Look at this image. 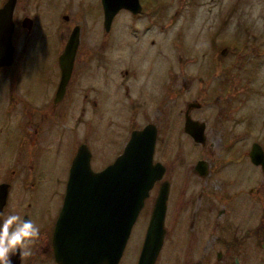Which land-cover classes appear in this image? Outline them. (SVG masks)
<instances>
[{"label":"rangeland","instance_id":"obj_1","mask_svg":"<svg viewBox=\"0 0 264 264\" xmlns=\"http://www.w3.org/2000/svg\"><path fill=\"white\" fill-rule=\"evenodd\" d=\"M98 3L99 0H19L18 17L24 8L30 15L37 13L39 20H45L44 17L49 20L46 14L51 8L65 13H69L72 8L77 15L83 9H88L95 15L101 13L97 9ZM140 3L145 8L138 13L121 9L115 15L112 32L110 30L105 33L102 25L101 38L103 43L104 40L110 43V48H106L111 58L107 57L106 63L100 62L99 67L92 66L86 71L90 78L94 74L96 78L93 81L87 79L79 87L80 98L85 91L87 94L85 108L81 109L77 101L67 112L65 123L68 147L72 150L81 142L82 128L93 138L94 129L97 127L102 136L103 150L106 152L101 154L93 140V146L90 143L89 145L93 148L92 167L99 169L121 153L135 126H143L150 121L165 128V124L173 118L181 126L184 116L180 109L184 111L189 100H194V103L201 102L203 106L195 110L194 117L207 122L205 143L209 148H201L200 144L196 146L192 140L190 143L185 136H179L164 144L160 140L158 143L156 141L154 158L165 162L169 152L173 155L174 161L170 166H174L178 176L177 192L183 181L179 179V175L186 174L189 164L195 163L200 157H206L207 150L215 152L216 157L221 155V160L226 164L228 180L235 181L233 177L238 179L235 181L238 184H234L235 194L242 199L240 201L247 204L245 207L240 201H235L245 212L244 224L248 226L256 223L253 220L254 214H261L264 218V177L253 166L248 152L253 142L261 144L264 150V26L257 25L252 13L259 6V19L264 20V0H140ZM233 25L235 30L230 31ZM98 42L97 35L95 43ZM22 44L23 41L18 44L19 52L22 51ZM224 49L226 52L222 54ZM31 52L32 50L28 52L29 55ZM104 52L106 49L102 53ZM33 58L34 55L28 59L22 56L19 67L29 68ZM153 65L155 68L149 70ZM134 69L139 71V77H134ZM96 71H100L99 76ZM157 74L166 77L164 82L158 81V77L155 78ZM160 83L166 85L161 93ZM98 85L100 88L97 90L101 92L102 99L100 107L97 108L92 100H100L97 96L99 93L94 89ZM173 86L179 90L178 96L172 94ZM140 88L149 92V99H144L146 102L141 100L143 98L139 95ZM160 99L165 105L157 118ZM220 107L227 108L226 120L218 119L217 112ZM98 112L101 113L100 117L97 116ZM25 116V105L20 103L18 123ZM221 122L223 140L222 132L212 129L208 133L213 126L221 128ZM27 140H20L18 145V152L25 146L23 161L29 159L32 150L35 151V156L41 148L37 145L33 148V143ZM45 154L46 162L50 161L51 165L56 166L60 174V184L57 181L55 187L49 188L55 212L60 196L65 192L61 180L66 176L65 171L69 166L67 159L72 157V152L58 155L52 147ZM191 183L192 192L198 190L194 179ZM257 187L260 188L259 195L256 193ZM251 188L252 193L249 192ZM157 189L158 182L134 224L119 264L137 263ZM189 195L187 192L185 197L188 198ZM170 237L174 235H169L168 239ZM263 238L264 235L257 241L256 236H247L246 245L249 248L245 255L253 256L252 260L264 264V250L260 246ZM173 245L170 238L162 247L155 264H194L198 260L199 250L195 249L196 254H192L190 250L173 252ZM250 257L247 259L250 260Z\"/></svg>","mask_w":264,"mask_h":264},{"label":"flooded vegetation","instance_id":"obj_2","mask_svg":"<svg viewBox=\"0 0 264 264\" xmlns=\"http://www.w3.org/2000/svg\"><path fill=\"white\" fill-rule=\"evenodd\" d=\"M18 1L13 12V60L10 65L0 66V222L8 215H19L22 219H31L40 228L39 237L28 244L27 251H30L31 254L21 256L19 252L13 253L10 257L11 264H58L54 256L53 233L65 192L60 196L56 211L53 212L54 203L51 201L49 188L55 187L57 181L60 184V174L56 166L51 165L50 161L46 162L45 152H50L52 147L55 148L58 155L72 152V157L67 159L69 166L65 171L66 176L64 180H61L64 191L66 190L72 161L80 145H87L91 153L90 162L93 158V148L91 149L93 141L95 146L100 148L101 154L106 152L103 150L102 136L99 134L97 127L94 129L93 138L91 135H87L85 128H82L83 139L70 150L69 144H67V126L65 122L68 110L77 101H79L81 109L85 108L84 103L87 94L85 91L83 97L80 98L79 87H82L87 79L93 81L96 78L95 74L93 78H90L86 71L92 66L94 68L99 67L100 62L106 63L107 57L111 58L110 52L107 50V48H110V43L107 40H104L103 43L100 33L102 32V25L105 33H109L113 20L110 27L106 29L102 0H99L97 4V9H100L101 13L93 15L92 11L89 12L88 9H83L77 15V12H73L72 8V12L69 13L51 8L49 9L50 12L48 11V14H46L49 20L46 17H44L45 20H39L37 13L30 15L25 8L18 17ZM5 2L6 0L1 1L0 7ZM144 8L142 6V9ZM26 17L32 18L29 25L28 23L25 25L22 23V20ZM76 28L77 30H75ZM74 30L79 34V42L73 59V67L66 85L60 88L62 81L60 56L64 52ZM97 35L99 36V42L96 44ZM109 39L112 42L111 37ZM22 41L21 53L18 44ZM104 49H106V52L102 53ZM30 50L32 52L29 55ZM32 55H34V58L30 62L29 68H20L22 56L28 59ZM154 68L153 65L149 70ZM96 72L99 76L100 71ZM133 75L139 77L140 73L134 69ZM156 77H158V81L163 82L166 78L158 74ZM199 79H202V77H199ZM98 88H100L99 85L98 87L95 86L94 89L99 93L97 96L100 97V100H96L97 104L96 101L92 100V104L97 105V108L100 107L102 99L101 92L97 90ZM165 88V83L159 84L160 93ZM140 89L139 95L143 98L141 99L139 96L140 99L142 101L149 99V92L147 93L143 88ZM171 92L174 96L180 94L175 86H173ZM77 93L78 98H76ZM19 95L22 100H20ZM135 98L137 99V97ZM191 102L194 103V100L186 102L184 111H182V108L180 109L181 114L184 116L183 122H181L183 125L178 126L177 120L174 118L165 124V128L163 126L158 127L154 122L148 121L143 126H135L131 133L133 130L142 129L147 124L152 123L156 128L157 143L160 140L164 144L169 139L173 141L179 136H185L188 139L187 141L192 140L198 146L200 143L195 142L193 137L185 130L187 106ZM20 103L25 105L26 116L18 123V105ZM160 103H162L161 99L159 100L160 107L157 118L165 105V102ZM195 104H198V106L192 107L188 114L192 119L204 123V135L207 140V122L194 117L195 110L202 108L203 105L198 101ZM226 109V107L219 108L217 112L219 120L227 119L228 111ZM80 114H82L81 110ZM97 114H99L97 116H101L100 112ZM80 122L82 123L81 120ZM20 123L24 126H21ZM222 124L223 122L219 124L221 128L211 127L208 133L210 134L212 129L216 132H222L221 139L223 140ZM25 138L33 143V148L34 145L41 148L38 149L39 151L35 156H33L35 151L32 150L29 153V159L23 161L25 146L19 149L18 152V145L20 140ZM200 145L201 148H209L206 143ZM172 157L173 155L169 152L165 162L154 158V161H160L164 165L165 172L162 179L168 180L170 184L165 216L166 234L163 246L171 238L174 242L173 252L182 253L190 250L192 254H196L195 249L199 250V258L194 264H263L261 261L252 260L253 256L250 257L245 254L249 248L246 245L247 236H256L257 240L264 235V218L261 214H254L253 220L256 223L248 226L244 224L245 217L243 216L245 212L238 205L239 203L236 205L235 202L236 200L238 202L242 200L239 199L234 190L235 181H238V179L233 177L235 181L228 180L226 164L221 160V155L216 157L215 152L207 150L206 157H200L195 163L189 164L186 174L184 176H181L182 173L179 175V179L181 178L183 181L178 186L177 192L176 185L179 180L176 179L178 176L174 166H170V163L174 161ZM113 161L99 169L92 168L98 171ZM199 161H204V163L198 165ZM253 166L264 177L262 167L255 164ZM242 167L246 170L245 165ZM192 179H194V183L198 184V190L194 192H192ZM252 191V188L249 189L250 193ZM187 192L190 193L188 198L185 197ZM256 193L259 195V187L256 188ZM240 204L247 207V204L242 201H240ZM169 235H174V237L168 239ZM260 246L264 250V238L260 242ZM247 257H250V260Z\"/></svg>","mask_w":264,"mask_h":264},{"label":"water","instance_id":"obj_3","mask_svg":"<svg viewBox=\"0 0 264 264\" xmlns=\"http://www.w3.org/2000/svg\"><path fill=\"white\" fill-rule=\"evenodd\" d=\"M17 0H6L0 7V66L13 60V12ZM106 29L121 9L133 13L142 10L139 0H102ZM32 21L26 17L24 25ZM77 30V28L75 29ZM73 31L60 56L61 87L69 79L79 34ZM226 52L223 50L222 54ZM62 90V89H60ZM187 106L185 130L195 142L205 144L204 123L194 120ZM156 128L150 123L133 130L122 152L112 163L95 171L86 144L79 146L72 161L64 200L53 233L54 256L58 264H119L131 236L134 224L146 205L155 183L149 222L136 264H155L166 234L165 216L170 184L163 180L165 167L154 161ZM253 164L264 172V150L253 142L249 150ZM204 161H199L198 165Z\"/></svg>","mask_w":264,"mask_h":264},{"label":"clouds","instance_id":"obj_4","mask_svg":"<svg viewBox=\"0 0 264 264\" xmlns=\"http://www.w3.org/2000/svg\"><path fill=\"white\" fill-rule=\"evenodd\" d=\"M259 6L253 10L252 18L258 26H264L259 19ZM235 27L230 29L234 31ZM40 228L31 219H22L19 215H8L0 222V264H11V254L19 252L21 256L30 255L28 244L38 238Z\"/></svg>","mask_w":264,"mask_h":264}]
</instances>
